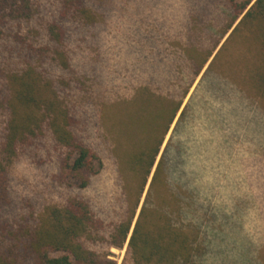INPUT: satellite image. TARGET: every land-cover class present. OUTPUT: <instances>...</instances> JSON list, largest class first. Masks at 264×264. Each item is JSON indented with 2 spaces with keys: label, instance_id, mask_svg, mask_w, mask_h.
Returning a JSON list of instances; mask_svg holds the SVG:
<instances>
[{
  "label": "rangeland",
  "instance_id": "1",
  "mask_svg": "<svg viewBox=\"0 0 264 264\" xmlns=\"http://www.w3.org/2000/svg\"><path fill=\"white\" fill-rule=\"evenodd\" d=\"M82 1L93 25L64 14L59 0H31L34 16L21 24L19 32L30 30L29 36L43 46L45 24L55 21L63 26L70 69L64 76L54 71L53 77L71 79L70 88L68 83L65 86L66 100L87 122L85 143L104 148V169L87 189L80 190L75 183L72 187L57 183L55 156L47 155L42 145L32 155L20 154L9 168L11 203L4 209L5 217L18 218L29 208L39 214L47 206L79 196L93 205L106 224L125 220L134 207L137 182L134 185L128 172L120 177L116 159L106 147L113 143L122 150L126 145L127 137L113 123L114 102L121 97V119L130 112L140 118L131 127L135 142L153 140L158 133L150 122L159 124L160 130L166 99L173 94L170 99L178 100L181 88L180 83L171 88L167 80L186 76L185 82L195 76L197 65L210 53L163 140L126 242L121 249L110 248L109 258L115 264H130L125 258L128 238L155 166L171 146L169 158L180 162V171L192 184L185 193L178 187L156 186L147 219L154 228L166 223L169 214L175 216L173 222L190 240L189 248L181 249L178 264H264V36L256 22L247 19L239 24L255 0L236 20L230 0ZM188 29L196 33L188 49L194 45L189 51L193 65L179 54L183 44L190 43ZM4 32L0 26V87L3 73L23 67L22 56L11 54L7 59L11 49L19 48L4 40ZM203 76H209L210 84L201 83ZM152 86L157 93L151 96L143 89ZM177 196L184 202L179 203Z\"/></svg>",
  "mask_w": 264,
  "mask_h": 264
},
{
  "label": "trees",
  "instance_id": "2",
  "mask_svg": "<svg viewBox=\"0 0 264 264\" xmlns=\"http://www.w3.org/2000/svg\"><path fill=\"white\" fill-rule=\"evenodd\" d=\"M59 1L64 14H71L74 19L84 21L85 25H93L91 15L85 11L82 0ZM252 1L243 0L238 3L230 0L235 20ZM31 5V0H0V26L5 31L4 40L9 43L12 40L19 48L17 52L11 49L13 53H9L7 59L11 54L22 56L23 59L22 68L3 73L5 75L2 76L0 87V115L3 117L0 125V264H115L109 258V249H121L126 242L136 206L163 140L191 84L212 54L203 58L196 67L195 76H189L185 82L183 77L186 76L169 77L173 79L167 80V85L171 88H177L180 83L178 100L170 99L175 98L173 94L168 95L170 98L166 99L168 102L160 117L163 122L160 130L157 131L159 124L150 122L158 134L149 142L134 141L131 127H134V120L140 121V118H134L130 112L121 119V97L114 102L116 113L113 123L115 128L119 126V133L127 137L126 145L122 146V150H117L118 145L109 143L110 135L107 132L109 144L106 143V147L108 150L110 148L111 156L116 159L120 177L128 172L134 185L137 182L134 207L125 220L106 224L93 205L79 196H72L61 205L47 206L39 214L29 208V213L9 220L4 215V209L11 203L9 168L20 154L30 152L32 155L42 145L47 155L55 156L57 183L71 187V183H75V187L80 190L87 189L104 169L101 156L103 147L93 148L85 143L83 134L87 129V122L77 114L72 103L66 100L65 86L69 84L67 88H70L71 79L66 82L62 77L59 80L53 77L54 71L59 72V76H64L70 69L63 26L55 21L45 24L46 41L43 46L29 36L30 30L26 29L24 34L19 32L21 24L29 23L34 16L31 14ZM247 19L256 22V25H262L258 30L264 36V0H255L239 24ZM231 26L232 24L229 28ZM235 30L236 28L232 33ZM195 34L192 29H188L187 41L190 39V43L183 44L184 48L179 51L180 56L192 65L189 55L194 50V45L190 52L188 49L189 44L194 43L191 36ZM217 45L218 43L215 47ZM207 77L209 76H203L201 83L205 80L206 84H210L212 80ZM144 88L151 96L157 93L154 87ZM187 107L186 105L180 113L178 121L183 119ZM104 115L102 111V119H105ZM113 128L114 124L112 130ZM170 148L171 146H167L164 149L155 166L144 202L128 238L125 258L130 260V264H149L153 261L155 264H178L179 258L183 256L181 249L189 248V237L182 232L181 226L176 225L175 220L173 222L175 216L172 213L169 214L170 217H166V223L155 224L154 228L150 227L147 219L149 200L156 186L165 190L178 187L177 191L185 193L192 184L191 179L180 171V162L169 158ZM177 200L179 203L184 202L181 197ZM128 211L126 208L125 212ZM179 217L183 218L182 211L179 212ZM100 248L108 250L102 252L99 251Z\"/></svg>",
  "mask_w": 264,
  "mask_h": 264
}]
</instances>
